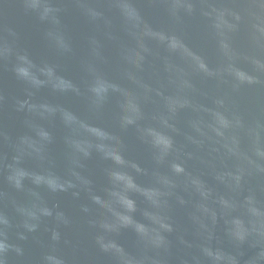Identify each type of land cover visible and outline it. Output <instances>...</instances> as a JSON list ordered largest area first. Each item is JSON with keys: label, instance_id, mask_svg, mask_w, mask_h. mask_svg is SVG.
I'll list each match as a JSON object with an SVG mask.
<instances>
[{"label": "water", "instance_id": "1", "mask_svg": "<svg viewBox=\"0 0 264 264\" xmlns=\"http://www.w3.org/2000/svg\"><path fill=\"white\" fill-rule=\"evenodd\" d=\"M0 264H264V0H0Z\"/></svg>", "mask_w": 264, "mask_h": 264}]
</instances>
